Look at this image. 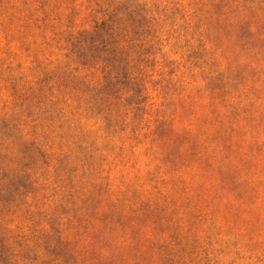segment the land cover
<instances>
[{"label":"rangeland","instance_id":"1","mask_svg":"<svg viewBox=\"0 0 264 264\" xmlns=\"http://www.w3.org/2000/svg\"><path fill=\"white\" fill-rule=\"evenodd\" d=\"M0 264H264V0H0Z\"/></svg>","mask_w":264,"mask_h":264}]
</instances>
